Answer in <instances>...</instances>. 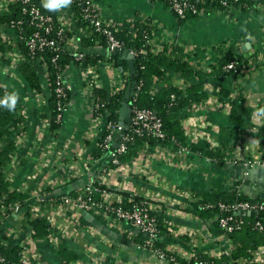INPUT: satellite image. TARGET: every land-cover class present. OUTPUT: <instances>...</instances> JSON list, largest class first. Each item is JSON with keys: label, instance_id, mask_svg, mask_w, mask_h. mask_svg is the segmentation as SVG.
Listing matches in <instances>:
<instances>
[{"label": "crops", "instance_id": "obj_1", "mask_svg": "<svg viewBox=\"0 0 264 264\" xmlns=\"http://www.w3.org/2000/svg\"><path fill=\"white\" fill-rule=\"evenodd\" d=\"M14 1L0 0V16L10 12ZM93 1L106 24L121 31L145 22L147 44L154 52L171 54L181 47L194 69L206 73L204 78L188 79L170 73L155 82L156 91L203 83L208 98L180 113L187 136L185 151L147 144L131 152L122 164L112 165L110 155L99 147L108 120L94 113V104L98 91L112 95L126 89L133 73L130 65L129 71L115 64L108 45L88 41L93 30L80 24L72 3L55 10L59 25L68 33L66 50L71 55L82 53L85 60L72 61L63 72L68 98L63 117L54 127L53 89L46 63L41 56L28 54L18 28L0 23L6 43L0 52V86L22 99L14 109L21 118L13 129L18 150L6 177L13 190L27 195L17 210L0 209V239L9 247L22 245L31 264H165L152 251L139 247L143 234L130 223L63 201L62 195H74L99 177L114 203L127 202V193L153 199L165 229L160 242L167 249L182 257L230 256L234 240L223 233L216 218L201 217L192 204L215 194L264 200V165L233 161L235 156H260V143L255 135L243 141L224 134L222 129L232 125L233 102L219 92L244 93L253 113L264 107V0H245L224 8L212 3L187 19L178 18L164 0ZM230 49L247 60L246 66L238 74L216 76L215 67ZM31 76L39 87L31 84ZM263 126L264 118L254 121L252 116L236 128L256 132ZM223 141L230 143L224 164L191 149L195 144L216 150ZM28 214L48 220L47 237H34ZM62 248L76 258L64 257ZM238 261L249 264L245 258ZM254 261L264 264V246L255 251Z\"/></svg>", "mask_w": 264, "mask_h": 264}, {"label": "trees", "instance_id": "obj_2", "mask_svg": "<svg viewBox=\"0 0 264 264\" xmlns=\"http://www.w3.org/2000/svg\"><path fill=\"white\" fill-rule=\"evenodd\" d=\"M40 9L45 13H50L54 17V22L57 28L60 26L57 19V14L55 10H48L41 5L40 0H34ZM167 1L168 0H164ZM197 4L198 12L189 13L187 18L195 17L199 15L204 9H207L211 5V0H193ZM245 0L232 1V4L242 3ZM80 0L74 1V5L78 15L80 17V24L83 26H90L89 28L93 30V34L88 39L89 42L99 41L102 44L107 43L106 36L103 33L98 32L93 26L87 23L82 18L83 4L79 3ZM231 4V5H232ZM23 4L21 0H15L10 5V12L7 15L0 16V23L6 22L11 25L13 22L16 23L19 19L23 20L21 24V31L25 36V40H22L24 48L27 50L26 41L30 37L34 27L29 25V15L23 14L22 12ZM218 7L224 8L225 6L218 4ZM19 27L18 25H16ZM149 27L145 22H137L128 29L121 31L114 30L115 37L123 43V48L129 50H135L138 52L134 56V63L136 69L132 72L136 74L135 79L137 83L134 88L133 93V104L140 108H148L153 110L156 115L162 120V128L164 132V137L153 138L151 136L143 133L142 135L135 134L134 140L129 143L128 150L126 153L120 156L121 162L127 160L130 153H136L139 148L147 144H162V145H172L177 149L183 148L186 145V130L183 119L180 115L182 111H185L192 106L204 102L208 98V93L205 89L203 83H192L186 86H172L170 88H164L162 90L156 91L154 84L159 79H164L170 73L179 74L183 78H190L192 76H197L199 78L206 77V73L197 71L191 65V63L184 58L183 49L181 47H175L171 54L166 53H156L147 44L146 39L148 38ZM66 39L68 38V33H65ZM65 40H60L56 49H45L37 54L41 56L43 61L46 63L49 70L50 82L53 89L51 107L54 114L53 125L56 127L59 122L56 121V114L58 112L56 107L55 99V86L57 76L60 72H64L65 68L72 61L78 62L79 60L75 55H71L70 52L66 50ZM59 40V39H58ZM2 35L0 33V52L4 51L6 45ZM144 49L145 52H141ZM57 57L55 65L52 62V58ZM114 63L124 67L129 70V64L127 59H123L120 53H111ZM82 60H85L84 58ZM89 60L88 57L86 61ZM235 61L237 63V72L234 70H226L225 65L230 62ZM247 64L245 60L239 53L235 50L230 49L224 58L215 67L213 74L220 76L224 73L238 74ZM130 71V70H129ZM31 84L39 87L38 80L31 76ZM221 95L232 100V108L230 113V122L232 123L229 127H224L222 131L224 134L230 135L235 139L248 140L252 135L260 143V157L264 160V126L255 131H245L239 130L236 126L246 125V122L252 118L253 110L249 107L247 103V98L244 93L238 92L232 94L227 89H221L219 91ZM12 93H15L5 87L0 86V205L6 208L8 211L13 209L15 204H20L22 207L27 199V195L21 191L13 190L10 187L9 180L6 177L7 166L14 159L17 153V143L13 138V129L17 127L21 118L16 117L14 109L17 104H21V98L16 94L15 100H10L9 97ZM125 90H121L115 94L108 95L105 91H98L96 97V103L101 104L99 109L94 110L96 115L106 116L108 121H114L118 123L119 112L124 99ZM68 98V91L66 98L64 99V105H66ZM229 142L223 141L216 150H206L199 148L192 144L191 149L199 151L200 154L204 156L213 158L220 164H224L227 159V150L229 147ZM113 165V164H112ZM129 194H124L125 200L129 201ZM98 195L96 194V198ZM238 201H250V202H264V200L250 199L244 195H225V194H215L206 195L201 197L200 201L192 204V209L198 213L201 217L205 219L218 218L220 215H225L227 212L220 208L219 203H234ZM124 202V201H123ZM208 203H213L215 206L212 208H206L205 205ZM30 219V224L32 225L33 235L35 238L47 237L51 231L50 223L45 218H32L31 214L27 215ZM237 218L242 220L240 227L235 229L231 233V237L234 240V247L230 256H223L221 259L211 258L208 256L201 255L200 258L210 259L214 264H237L240 258H245L249 261V264H257L254 261V253L260 247L264 246V229L260 230L256 223L260 221L264 224V211L257 212H242L238 213ZM161 226V225H160ZM162 235L164 228L161 226ZM141 243L145 240L144 235L139 236ZM159 248H166V245L157 241L155 244ZM64 248V247H63ZM61 249L62 254L67 259L76 258L72 253H68L65 249ZM24 247L22 245H17L14 247H9L4 244L0 239V254L5 257V262L0 264H25L22 259Z\"/></svg>", "mask_w": 264, "mask_h": 264}, {"label": "built area", "instance_id": "obj_3", "mask_svg": "<svg viewBox=\"0 0 264 264\" xmlns=\"http://www.w3.org/2000/svg\"><path fill=\"white\" fill-rule=\"evenodd\" d=\"M76 0H72V3ZM232 1L238 0H211V4L217 5L220 3L225 7H229ZM23 7V14L29 15V25L34 27L30 37L27 39L26 44L30 54H37L45 49H56L60 40L66 39V29L62 26L57 28L54 22V17L50 13L43 12L38 4L34 0H21ZM79 3L83 4L82 18L93 26L98 32L103 33L106 36L108 47L113 50L115 48L123 49V43L115 37L114 29L112 26L106 24L102 16L96 7L93 0H80ZM169 6L174 14L180 18L185 19L189 13H197V4L193 0H168ZM23 20L19 19L16 23H12L11 26L18 28L20 36L25 40V36L20 30ZM18 25L19 27H17ZM59 39V40H58ZM59 41V42H58ZM147 42V39H146ZM130 52L136 56L138 54L135 50ZM141 52H145L141 49ZM78 60H82L84 55L82 53L75 54ZM57 57L52 58V62L56 64ZM226 70H234L237 72V63L235 61L230 62L224 67ZM241 72V71H240ZM239 73V72H238ZM63 73L60 72L57 76L55 86V99H56V121L60 122L64 110V99L67 95L66 85L62 77ZM101 104L95 102L94 110L99 109ZM121 129L120 125L114 121H108L105 127V133L102 135L99 141V147L104 153H108L111 157V164H122L120 156L127 152L129 143L134 140V135H146L153 138L164 137L162 128V120L156 115V113L148 108H140L133 104L132 116L128 127L124 129L125 134L119 142L118 147L113 146L115 132ZM123 129V128H122ZM186 148H180V151H185ZM233 161L235 163H244L246 166L264 165V160L258 155L256 157H244L235 156ZM106 167L104 171H106ZM108 188L102 183V179L96 177L92 180L82 191L75 193L74 195H62L63 201L74 208L85 211H101L115 219L126 221L130 223L138 233L143 234L145 240L139 244L146 250L152 251L157 257L165 264H214L210 259L200 258L199 255H191L182 257L175 251L167 248H159L155 244L160 241L162 237V230L159 223V217L157 214V208L151 197L136 195L135 193L129 194L128 202H112L108 195H110ZM96 194H100L96 198ZM106 195V196H105ZM111 196V195H110ZM215 206L213 203L205 205L206 208H212ZM219 206L227 213L220 215L216 220L218 225L223 230V233L232 241L231 233L240 227L242 220L237 218L238 213L242 212H257L264 211V202H250V201H238L234 203L220 202ZM0 205V209H3ZM14 209L20 208V204H15ZM256 226L260 229H264V224L258 221ZM232 250V247L231 249ZM22 259L25 264H31L29 258L26 257V251H23ZM5 262V257L0 254V263ZM237 264H248L246 261H237Z\"/></svg>", "mask_w": 264, "mask_h": 264}, {"label": "water", "instance_id": "obj_4", "mask_svg": "<svg viewBox=\"0 0 264 264\" xmlns=\"http://www.w3.org/2000/svg\"><path fill=\"white\" fill-rule=\"evenodd\" d=\"M115 53H120L123 55V57L128 58V63L134 71L136 69V65L134 63V55L130 52L129 49L123 48V49H118L115 48L113 49ZM136 74L133 72L130 78V81L127 84V87L125 89L124 93V99L122 102V106L119 112V120L118 124L120 125L121 129H118L115 132L114 135V142L113 146L116 148L119 146V142L121 141L122 137L125 134L124 129L128 127V124L130 122L131 116H132V109H133V93H134V88L137 83V80L135 79ZM123 128V129H122ZM251 213V212H248Z\"/></svg>", "mask_w": 264, "mask_h": 264}, {"label": "clouds", "instance_id": "obj_5", "mask_svg": "<svg viewBox=\"0 0 264 264\" xmlns=\"http://www.w3.org/2000/svg\"><path fill=\"white\" fill-rule=\"evenodd\" d=\"M72 3V0H42V5L48 10H58L61 8H67ZM16 93H12L9 97L10 100H15ZM264 118V107H260L253 113V120L260 121Z\"/></svg>", "mask_w": 264, "mask_h": 264}]
</instances>
